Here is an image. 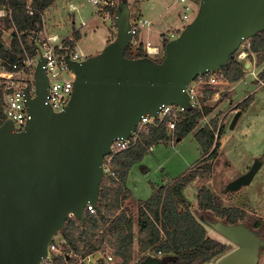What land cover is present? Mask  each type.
<instances>
[{
	"label": "water",
	"instance_id": "obj_1",
	"mask_svg": "<svg viewBox=\"0 0 264 264\" xmlns=\"http://www.w3.org/2000/svg\"><path fill=\"white\" fill-rule=\"evenodd\" d=\"M117 36L102 51L73 61L72 97L62 111L47 103L45 57L35 70L36 92L25 89L30 114L23 130L0 124V264H39L52 238L73 215L85 223V207L97 204L104 157L115 138L129 137L142 115L164 104L191 108L187 86L203 73L221 69L245 39L264 29V0H201L198 13L170 39L161 61L125 55L133 39L131 9L116 8ZM242 110L232 120L234 128ZM228 182L226 191L251 183L262 166ZM200 221L238 245L218 264H257L264 239L245 221L201 214ZM139 264H166L148 255Z\"/></svg>",
	"mask_w": 264,
	"mask_h": 264
},
{
	"label": "rangeland",
	"instance_id": "obj_2",
	"mask_svg": "<svg viewBox=\"0 0 264 264\" xmlns=\"http://www.w3.org/2000/svg\"><path fill=\"white\" fill-rule=\"evenodd\" d=\"M67 1L54 0L50 5H53L54 20L53 17H50L47 21L49 28L54 21L66 17L68 12L64 2L67 3ZM126 1L135 16L140 10V5L144 10L154 15L158 10L162 9L163 15L155 23H161L158 32H162L167 36H170V33L180 24L179 27L182 26V28L177 32L178 36L184 26L192 21L199 10V7L196 6L191 11V18L187 22L183 20L179 1L164 0V3L160 5L157 0ZM75 2L78 3L79 1ZM81 2L83 3H81L80 11L76 10L74 18H71L70 21L61 20L62 26L57 27L55 31L61 36H67L71 33L74 35L81 22L85 21L84 32L83 34L81 33L82 37L77 40L76 44L81 52L89 56L97 54L104 49L106 46L104 45V40L108 34L110 41L116 38L117 26L115 18L111 21L101 16H95L93 5L87 0H81ZM146 28H143V34L145 35ZM9 36L8 32L5 33V37ZM146 37L142 40L144 44L149 40L153 46L161 45L162 38L166 39L163 34H160L159 37L156 31L151 36ZM167 39L170 40L172 38L168 37ZM250 39L251 37L245 39L234 53L237 59L245 64V75L240 80L235 82L228 79V82L224 84H205L201 87L200 105L203 108H210V113L203 117L195 130L189 132L180 140L175 139L176 143L172 140L154 142L153 149L150 150L148 148L145 155L131 166L126 182L128 187H126V191L129 190L130 195L124 200L121 208L126 209L128 216L133 219L136 236H139L137 226L139 217L138 201L148 199L156 188L179 178L193 164L191 168L196 175L186 185L184 192L191 202L192 211L198 219L201 214L209 218L223 219L213 210H203L199 207L197 194L201 187L206 186L220 197L223 206L239 207L245 211L251 223H264V165L250 184L244 185L236 191L225 190L228 182L248 171L257 157H261L264 161V79H258V74L264 69V60L260 62L256 53L249 52ZM242 51L246 52L244 58L239 57ZM164 55L165 48L162 47L159 54L151 57L162 60ZM34 90L35 86L32 91L34 92ZM209 90H214V92L209 93ZM249 97L252 98V105L249 106L250 103L245 106L244 102ZM237 109L246 110L240 117L237 126L231 128L230 122ZM214 122L217 124L215 131L220 133L217 136L220 146L218 155L211 159L207 154L204 155L195 134L201 127L209 123L214 126ZM169 138L171 137L169 136ZM209 163L212 164V167L207 169L206 165ZM70 217H73V215ZM203 224L206 226L209 236L228 244L231 243L229 251L236 246L210 226ZM139 244V238H134V250L131 254L133 257L126 264H139L148 255H156L152 248L145 252H140ZM87 253L92 256L91 264H120V261H122L121 257L114 253L108 241L102 243L98 250ZM108 255H113L114 260H108ZM161 255L160 253L157 256L162 257ZM221 257L214 259L208 264H218V260ZM258 264H264V250L261 253V259Z\"/></svg>",
	"mask_w": 264,
	"mask_h": 264
},
{
	"label": "trees",
	"instance_id": "obj_3",
	"mask_svg": "<svg viewBox=\"0 0 264 264\" xmlns=\"http://www.w3.org/2000/svg\"><path fill=\"white\" fill-rule=\"evenodd\" d=\"M53 1L33 0V6L37 8V11L30 14L26 7V0H9L11 5L16 6L13 18L18 28L27 31L23 39L28 47L32 48L30 36L42 31V12ZM80 37L79 31H76L74 39L79 40ZM168 42L169 39L166 38L163 43L164 48ZM67 43L71 46L76 44L71 40ZM18 46L17 41L14 42L13 47L17 49ZM0 48L5 55L1 44ZM249 50L258 55L260 62L264 60V29L251 37ZM10 55L16 57L12 52ZM125 55L131 58L150 56L142 43L136 49L130 44L126 48ZM221 70L230 81H238L245 75V64L233 56L226 65L221 67ZM259 76L264 78V70ZM208 92L213 93L214 90ZM251 102L252 98L249 97L244 104L248 106ZM209 113L208 107L189 108L185 118L176 127L175 139L183 138L193 131ZM0 116H2V108H0ZM216 125V122H214L215 127L207 124L195 134L204 154L211 159L218 155L220 146L217 137L220 133L215 131ZM168 138L166 124L151 126L150 132L144 134L143 140L115 156L113 161L115 176L103 178L96 204L97 212L85 211V223L74 216L70 217L61 229V233L72 247L86 254L98 250L102 243L108 241L113 251L121 257L120 264L129 263L134 241L133 220L128 216L126 209L121 208L124 200L130 195L129 190L126 191L128 172L131 166L145 155L151 144L167 141ZM206 167L210 169L212 164L209 163ZM195 175V172L190 170L171 183L156 188L148 199L139 202L141 252L152 248L156 255L162 254L166 264H208L229 252L230 244L209 236L206 226L191 209V202L186 197L184 188ZM197 196L201 209H211L228 222H238L246 215L245 211L239 207L223 206L220 197L206 186L200 188Z\"/></svg>",
	"mask_w": 264,
	"mask_h": 264
},
{
	"label": "built area",
	"instance_id": "obj_4",
	"mask_svg": "<svg viewBox=\"0 0 264 264\" xmlns=\"http://www.w3.org/2000/svg\"><path fill=\"white\" fill-rule=\"evenodd\" d=\"M87 1L93 5L96 15L112 21L116 16L115 8H117L121 0ZM178 1L188 2V0ZM15 7L10 4L9 0H0V44L5 50L4 55L0 48V108H2L0 124L6 120L13 121L15 129L20 131L27 126L30 117L25 89H28L30 96L35 95V70L41 56L44 55L45 57L44 71L50 84L47 103L55 111L65 109L74 90L76 73L69 65L66 57L68 56L73 61H82L88 56L77 48V44L71 46L64 39H61L57 33L48 31V22L46 21L47 8L42 12V31L35 32V35L30 36L32 48L28 47L25 39H23L27 31L19 29L13 18ZM26 7L30 14H34L37 11V8L33 6V0H26ZM70 7L72 10H77L73 3L70 4ZM195 8V6L187 3L183 11V20L188 22L191 18V11ZM85 24V21L81 22V26ZM148 24H150V20L138 16L132 17L131 14L133 34L131 44L133 47L139 46L140 43L136 35ZM7 32L10 35L9 37H5ZM175 37H177V31L171 32L170 38L173 39ZM67 38L77 43L73 34H70ZM16 41L19 45L17 49L13 47ZM145 49L150 56L159 54L161 51L158 46H152L151 42L147 43ZM11 52L16 55L15 58L10 55ZM245 56V51L239 54L240 58ZM225 79L224 72L218 69L200 74L190 82L187 86V91L190 94L191 108L201 107L200 90L203 85H218ZM34 86L35 90L33 92ZM187 110L188 108L184 105L171 103L162 105L155 115H142L136 129L129 137H118L111 143L110 151L104 157V177L115 176L113 166L115 156L143 140L144 134L150 132L151 126L166 124L168 135L171 137L168 139L174 141L176 127L185 118ZM153 146L151 144L149 149L152 150ZM87 210L92 213L97 212L96 204L88 203L85 207V211ZM91 257L90 254L77 251L71 246L67 238L61 232H58L50 241L49 254L41 258L39 264H91ZM108 260H114V256L108 255Z\"/></svg>",
	"mask_w": 264,
	"mask_h": 264
},
{
	"label": "crops",
	"instance_id": "obj_5",
	"mask_svg": "<svg viewBox=\"0 0 264 264\" xmlns=\"http://www.w3.org/2000/svg\"><path fill=\"white\" fill-rule=\"evenodd\" d=\"M69 1V2H68ZM67 1V3L66 2H64V4H65V7L67 8L66 10H67V15H66V17H63L61 20H63V21H70V19L71 18H74V16H75V13H76V10H72L71 9V7H70V4L71 3H73L76 7H77V11L79 10L80 11V7H81V3H83V2H81V0H68ZM75 1H79L78 3H76ZM157 1H159V5L160 4H162V3H164V0H157ZM176 2L178 1V0H175ZM200 1L201 0H188V2H180V4H181V6H180V10H181V12L183 13V11H184V7H185V5L187 4V3H189V4H191V5H193V6H200ZM76 3V4H75ZM178 4V3H177ZM171 6V5H170ZM169 6V7H170ZM53 7V5L52 6H49L48 8H47V14H46V21H48L49 20V18L50 17H53V11H52V8ZM69 10V11H68ZM161 11V12H160ZM132 13V12H131ZM163 15V10L162 9H160V10H158L157 12H156V14L154 15V14H152V13H149L147 10H144V8H142L141 7V5H140V10H139V12H138V14L135 16V15H133V13H132V17H142V18H146V19H148V20H150V24H148V25H146V26H144L145 28H146V35L145 34H143V28L140 30V32H139V34H138V37H137V39H138V41H139V43H142L143 44V46L145 47L146 45H147V43L148 42H150L149 40L147 41V43L146 44H144V42L142 41L144 38H145V36H147V37H149V36H151L155 31L159 34V37H160V34L162 35L163 34V36H166V38H170V36H167V35H165L164 33H162V32H158L159 31V26L161 25V23H159V22H157V23H155V21H157V19L159 18V17H161ZM95 16H98V15H96L95 14ZM53 20H54V17H53ZM60 19L59 20H56V21H54L53 22V24L51 25V27L49 28V26H48V24H47V26H48V31H50V32H52V33H57L58 35H59V37L61 38V39H64L65 40V42H68V38L67 37H69V35H67V36H61L58 32H56L55 30H56V28L57 27H60V26H62V21H61ZM86 25V24H85ZM83 26L84 25H80L79 27H78V29L76 30V31H79V33H80V35H81V37H82V34H83V32H84V30H83ZM180 24L179 25H177L176 26V28H175V30L174 31H177V32H179L178 30H180ZM81 28V29H80ZM75 31V32H76ZM82 33V34H81ZM71 34H73V33H71ZM157 35V34H156ZM74 36V35H73ZM109 34L107 35V38H105V40H104V42H105V44L104 45H107L108 43H109ZM80 37V38H81ZM146 37V38H147ZM153 37V36H152ZM80 40V39H79ZM163 41H164V39L162 38V43H161V45H156V46H158L160 49H162V47H163ZM250 52V51H249ZM251 53H253V52H251ZM253 54H255V53H253ZM92 55H95V54H92ZM89 56H91V55H89ZM264 70V69H263ZM261 72V71H260ZM260 74V73H259ZM259 74H258V79H264V78H260V76H259ZM228 82V79L226 78L224 81H222V83L224 84V83H227ZM236 82V81H235ZM221 84V83H220ZM232 100V99H231ZM252 105V103L249 105V106H251ZM239 109H237L236 111H235V114H236V112L238 111ZM240 110H242V109H240ZM246 110V109H245ZM245 110H242V113H241V115H240V117L242 116V114H243V112L245 111ZM235 114H234V116H235ZM207 116V115H206ZM240 117L238 118V121L240 120ZM234 118V117H233ZM233 118H232V120H233ZM232 120H231V122H230V124L232 123ZM238 121H237V123H236V125H235V127L237 126V124H238ZM209 124H211V123H209ZM202 128V127H201ZM195 130V129H194ZM180 139H182V138H178V140H180ZM168 140H170V139H168ZM174 143H176V141H174ZM199 143V142H198ZM200 145V144H199ZM204 155H206V154H204ZM204 155H203V158H204ZM257 158H259V159H261V157H257ZM262 160V159H261ZM262 166L264 165V161L262 160ZM254 163V162H253ZM252 163V164H253ZM194 165V164H193ZM192 165V166H193ZM191 166V167H192ZM261 166V167H262ZM188 168L187 169V171H185L184 172V174L185 173H187L188 171H190V170H193L192 168ZM261 169V168H260ZM259 169V170H260ZM259 172V171H258ZM258 172H257V174H258ZM256 174V175H257ZM255 175V176H256ZM128 177V176H127ZM254 179V178H253ZM174 180V179H173ZM126 182H127V180H126ZM252 182V181H251ZM126 187H127V185H126ZM128 188V187H127ZM185 193V192H184ZM141 200H139L138 201V203L140 202ZM139 206L140 205H138V212H139ZM133 220V219H132ZM137 226H138V235L140 234L139 233V217H138V222H137ZM133 233H134V236H136L135 235V228H134V223H133ZM137 238H139V236H136ZM136 237H134V238H136ZM134 250V241H133V249H132V251ZM139 251H140V244H139ZM141 252V251H140ZM115 253V252H114ZM134 253V252H133ZM116 254V253H115ZM119 257V256H118ZM133 257V256H132ZM92 258V257H91ZM120 258V257H119ZM132 261V260H131Z\"/></svg>",
	"mask_w": 264,
	"mask_h": 264
},
{
	"label": "flooded vegetation",
	"instance_id": "obj_6",
	"mask_svg": "<svg viewBox=\"0 0 264 264\" xmlns=\"http://www.w3.org/2000/svg\"><path fill=\"white\" fill-rule=\"evenodd\" d=\"M225 220V219H224ZM239 221H245L249 226H251L253 229H255V230H258L259 231V234H260V236L264 239V223H262L261 224V222H259V223H256V224H254V223H251L250 222V220H249V217L247 216V214L245 215V217L243 218V219H240ZM233 243V242H232ZM231 244V243H230ZM235 244V243H234ZM236 246L233 248V249H235V248H237L238 247V245L237 244H235ZM232 249V250H233ZM264 250V248L260 251V257H259V261H260V259H261V253H262V251ZM259 261H258V263H259ZM257 263V264H258Z\"/></svg>",
	"mask_w": 264,
	"mask_h": 264
},
{
	"label": "bare ground",
	"instance_id": "obj_7",
	"mask_svg": "<svg viewBox=\"0 0 264 264\" xmlns=\"http://www.w3.org/2000/svg\"><path fill=\"white\" fill-rule=\"evenodd\" d=\"M153 46V45H152Z\"/></svg>",
	"mask_w": 264,
	"mask_h": 264
}]
</instances>
